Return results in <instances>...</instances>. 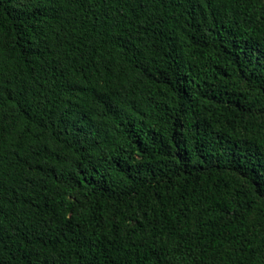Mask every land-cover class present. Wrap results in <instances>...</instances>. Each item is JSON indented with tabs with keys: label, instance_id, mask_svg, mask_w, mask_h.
I'll return each instance as SVG.
<instances>
[{
	"label": "trees",
	"instance_id": "trees-1",
	"mask_svg": "<svg viewBox=\"0 0 264 264\" xmlns=\"http://www.w3.org/2000/svg\"><path fill=\"white\" fill-rule=\"evenodd\" d=\"M0 264H264V0H0Z\"/></svg>",
	"mask_w": 264,
	"mask_h": 264
}]
</instances>
